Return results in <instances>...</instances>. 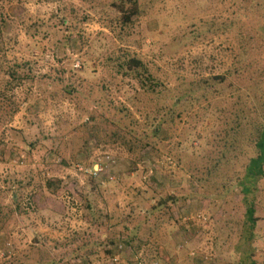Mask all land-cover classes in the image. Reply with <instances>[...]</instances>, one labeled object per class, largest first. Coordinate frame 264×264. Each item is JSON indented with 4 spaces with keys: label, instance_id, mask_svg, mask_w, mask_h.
Wrapping results in <instances>:
<instances>
[{
    "label": "rangeland",
    "instance_id": "rangeland-1",
    "mask_svg": "<svg viewBox=\"0 0 264 264\" xmlns=\"http://www.w3.org/2000/svg\"><path fill=\"white\" fill-rule=\"evenodd\" d=\"M118 2L0 0V60L30 61L36 74L0 97V264L236 260L227 241L240 233L244 210L241 196L222 186L226 179L236 184L253 152L243 149L228 162L221 154L239 104L260 115L264 0H140V15L124 31L112 10ZM239 33L249 45L245 52ZM128 54L181 102L138 153L149 116L158 126L170 102L107 67L108 58ZM215 77L227 78L225 85L208 81ZM207 82L216 94L204 100L199 95ZM70 86L77 92L64 93ZM119 120L126 131L114 142L110 134ZM86 123L97 126L94 141ZM127 132L133 133L123 139ZM99 161L104 172L95 178L89 168ZM160 196L180 198L172 221L140 215ZM257 217L254 246L264 264V180ZM138 225V253L110 245ZM86 254L92 255L84 262Z\"/></svg>",
    "mask_w": 264,
    "mask_h": 264
},
{
    "label": "trees",
    "instance_id": "trees-1",
    "mask_svg": "<svg viewBox=\"0 0 264 264\" xmlns=\"http://www.w3.org/2000/svg\"><path fill=\"white\" fill-rule=\"evenodd\" d=\"M112 10L116 15V22L120 25L121 31H124L125 28L133 24L135 19L140 15V0H119L117 6H115V9L112 8ZM260 28L261 35L264 39V15L263 23L261 24ZM237 36L240 37L241 33H239V35L237 34ZM4 37L5 31L0 28V40H2ZM241 38H243L241 51L245 52V49L249 45H244V35H242ZM38 48L40 49L39 46ZM1 54L5 55L4 51L0 47V55ZM39 59H44V55H40ZM106 63L108 65L107 67H109L113 73L122 74L124 76L126 75V77L135 79L139 84L140 90L143 91L144 94L155 99H161V101L170 102L165 105L167 112L165 113L163 110L164 113L161 117V123H159L158 126H152L150 122L152 119L149 120V116L147 124H145V128H148V133L145 132L141 135L142 139L140 143L143 146L140 144L136 152L138 153L140 151L139 149H147L153 144V139L159 135L160 127H166L168 124V121L166 120L167 115L176 109L181 102L178 97L174 96L175 98H173L171 95H169L170 90L163 88V84H161L154 77V75L150 72L148 67L140 58L131 56L129 54L127 57L112 56L106 60ZM0 76L4 81L3 84H0V97H4L5 95L7 97L9 93L15 91L16 89L25 85V83L36 78V74L33 73L32 63L30 61L5 65L3 60H0ZM260 76L262 79H264V67H262ZM210 80H213L214 83L224 86L227 78L215 77L209 79L208 81ZM62 82L63 81L60 78L55 81V84ZM212 83L207 82V87L209 88H206L202 94L199 95L200 98L208 100L210 95L216 94L215 86L213 87ZM123 89L125 91V87ZM74 92H77V87L75 86H70L64 90V93L68 95ZM260 95L262 98V104L260 105V115L256 114L252 107L245 111L246 104H239L240 108L233 117L234 119H231L232 122L228 123V126L225 129L226 135L223 138L224 142L221 154V159L223 161L228 162L233 159H240V157H242L243 149H249L253 152V155L249 158L245 168L243 169V174L239 177H236V184L233 182L234 179H226L227 183L223 182L222 186L226 191H233V193H238L239 196H241L242 208L244 210L242 214L240 233L238 232L235 235H232V237L227 241L229 252L232 253L231 255L233 258L236 257L235 262L232 264H260L256 258V248L254 246L257 235L256 229L260 221V219L257 217V200L259 187L264 180V91ZM121 111H124V109ZM157 117L158 116H156V118ZM109 121L113 122L110 118ZM95 125L96 124L93 126H88L87 123L85 124L86 129L91 128L88 131L90 135L88 140L90 141H94V138L96 137L95 134L97 133L98 129ZM114 126L115 130L110 134V138L116 142V140L119 139L121 132L126 130H124L122 126V120L114 122ZM117 129L121 131H117ZM131 133L133 132H127V134L123 135L122 138H127V136H130ZM129 151H132V149L129 148ZM218 166L219 165L215 166V168H218ZM215 168L214 170L207 171L206 174L209 177L212 176V172L217 171ZM200 183L202 184L203 182L200 181ZM179 200L180 198L176 196H168L166 198L160 196L156 203L152 205L150 210L144 209L140 212V215L145 213L148 218H151L150 220L155 219L159 223L162 221H172L174 218L173 212L175 211L173 207L177 205ZM128 219L129 218H126L125 220ZM95 220L97 221V219ZM185 224L187 226V223ZM139 225L134 226L133 229L125 228L128 233L127 236L123 239L110 240V245H113L115 248L125 247L128 250H132L135 254L138 253V249L140 248H137V246L135 247L134 245L137 241V234L141 230ZM154 232L155 231L150 232V236H152ZM116 243H118V246ZM219 247H222V245L220 244V246H217V249H219ZM105 251L107 255L112 256V249L108 247V249L106 248ZM90 255L92 254H86L82 260L87 262V258L89 259ZM233 258H230V260H233ZM218 259L219 263L223 260L220 257ZM227 264L231 263L229 262Z\"/></svg>",
    "mask_w": 264,
    "mask_h": 264
},
{
    "label": "built area",
    "instance_id": "built-area-1",
    "mask_svg": "<svg viewBox=\"0 0 264 264\" xmlns=\"http://www.w3.org/2000/svg\"><path fill=\"white\" fill-rule=\"evenodd\" d=\"M105 166L99 161V162H95L94 165L92 167H90L89 169H92L90 170V175L92 176H97L98 174L104 172L103 171V168ZM89 171V170H87ZM96 178V177H95ZM111 180H113V178L110 177ZM185 221H188V219H184Z\"/></svg>",
    "mask_w": 264,
    "mask_h": 264
}]
</instances>
